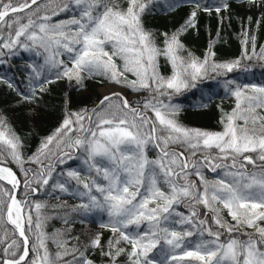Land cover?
I'll return each mask as SVG.
<instances>
[{"label": "snow or ice", "instance_id": "obj_1", "mask_svg": "<svg viewBox=\"0 0 264 264\" xmlns=\"http://www.w3.org/2000/svg\"><path fill=\"white\" fill-rule=\"evenodd\" d=\"M234 2L0 0V264H264V83L235 76L264 70V0H239L259 17H237L240 55L218 60ZM213 13L198 54L186 38ZM64 82L49 133L18 131L10 113L34 120ZM88 82L102 90L73 108ZM213 84L233 100L218 130L183 123L178 98L207 108Z\"/></svg>", "mask_w": 264, "mask_h": 264}, {"label": "trees", "instance_id": "obj_2", "mask_svg": "<svg viewBox=\"0 0 264 264\" xmlns=\"http://www.w3.org/2000/svg\"><path fill=\"white\" fill-rule=\"evenodd\" d=\"M187 8L181 7L178 8L174 13H169L167 15L157 14L149 17L148 24L155 28H171L177 25L182 21ZM233 15L231 23L225 19L224 25L221 28V37L219 42L216 44L215 51L217 52L218 60H229L236 58L240 55L241 44L238 39V34L240 32V24L238 16L245 17L246 15H252L254 20L259 17V13L253 10L248 12L245 8L239 6V0H235L233 4ZM226 15V14H225ZM221 26L218 24L215 13L211 17L202 14L200 18V32L199 35L192 33L186 38V43L197 51L199 54L206 48L208 43V30H211L212 37L215 38L216 31ZM253 29L257 36V50H259L260 45H264V23H262L258 30ZM27 54L14 59V64L22 65L24 63V58ZM236 78L242 79L243 82H253V83H264V70L260 68L259 65L254 66V71L252 73H237L235 74ZM100 85L95 82H88V87L86 90L77 92L75 90L70 92L72 98V106L75 108L78 105L90 104L92 100L99 94ZM67 88L66 82L58 83L52 89V94L46 96L45 99L48 101L49 107H46L44 110H37V116L34 120H28L26 118L28 110L25 109L23 113L17 110L14 114L10 113L13 116V122L20 132L32 131L33 124L35 125L36 132L40 136L46 135L49 133V130L53 128L58 119L59 111L56 108H52L51 105H58L60 103V98L64 94V90ZM215 90V97L208 105L207 108H197L195 105L200 102V90L196 89L189 93H186L185 96H182L179 99V102L183 103L184 111L181 113V120L183 123L192 127H202L208 129L218 130V119L219 111L217 105H223L226 109L230 110L233 106V100L231 98L225 99L224 92L219 85L213 84ZM6 91L5 88L0 86V93ZM3 106V97H0V107ZM36 132H33L32 144L35 145L38 143L39 136L36 135ZM55 201H53L54 203ZM54 227L59 228L61 224L59 222H52ZM95 227V225H91ZM77 228L80 227L79 224L76 225Z\"/></svg>", "mask_w": 264, "mask_h": 264}, {"label": "rangeland", "instance_id": "obj_3", "mask_svg": "<svg viewBox=\"0 0 264 264\" xmlns=\"http://www.w3.org/2000/svg\"><path fill=\"white\" fill-rule=\"evenodd\" d=\"M101 90H102V88L99 87V92H100ZM69 163H71L73 167L78 166V162H69Z\"/></svg>", "mask_w": 264, "mask_h": 264}]
</instances>
